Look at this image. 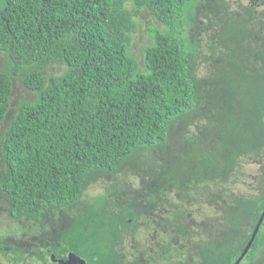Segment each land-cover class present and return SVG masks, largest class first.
<instances>
[{"label": "trees", "instance_id": "16d2710c", "mask_svg": "<svg viewBox=\"0 0 264 264\" xmlns=\"http://www.w3.org/2000/svg\"><path fill=\"white\" fill-rule=\"evenodd\" d=\"M200 2L205 0H0V53L8 58L0 71V125L8 120L15 78L35 97L19 105L0 140V191L12 218L41 224L52 211L76 205L97 178L118 173L147 149L169 145L177 120L204 101L195 73L201 42L188 33L190 25H199ZM144 9L165 30H149L153 44L144 48L141 72L129 47L137 31L135 17ZM248 35L255 34L242 38L239 32L230 40L237 43ZM231 50L254 62L247 65L248 98L239 104L246 114L235 110L233 118L226 114L229 121L221 119L219 140L208 138L218 148L209 154L183 141L178 150L181 158L185 148L183 164H173L167 186L159 190L161 195L179 189L178 174L185 171L192 181L221 186V224L231 232L224 241L201 246L200 264H235L264 212V168L258 186L225 187L239 158L264 150V47L253 52L248 46L244 55ZM54 63L64 70L48 77ZM208 117L204 122L212 126L216 117ZM192 150L197 152L189 171L185 153ZM133 217L111 216L99 198L46 255L67 259L73 253L87 264H125L118 247ZM177 230L187 233L183 224ZM262 249L264 219L239 264L255 261ZM171 252L172 245L164 244L161 264ZM0 254H11L15 264L26 259L18 246Z\"/></svg>", "mask_w": 264, "mask_h": 264}, {"label": "rangeland", "instance_id": "374dc122", "mask_svg": "<svg viewBox=\"0 0 264 264\" xmlns=\"http://www.w3.org/2000/svg\"><path fill=\"white\" fill-rule=\"evenodd\" d=\"M128 7L134 10L131 5ZM196 17L199 25H190L188 33L192 39L198 38L201 42L195 73L204 101L194 112L177 120L169 145L166 148L147 149L125 162L118 173L97 178L76 205L52 211L41 224L29 218H12L8 201L0 191V251L18 246L26 253L25 261L19 264H37L36 256L58 246L64 231L78 221L99 198L105 199L111 216L134 215L125 225L123 241L118 247L125 264H161L160 250L167 243L172 245V252L165 264H200L199 250L202 245L226 240L225 237L231 231L225 233L221 224L225 216L224 203L219 201L221 186H209L204 181L194 182L188 177L191 174L185 171L178 174V178L183 179L179 189H165L166 195H160L159 190L167 186L165 176L174 167L173 164H183L181 158L185 157V148L180 150L181 158L178 151L183 141L194 142L201 153L209 154L218 148L217 144L215 147L210 146L213 141L208 138L219 140L217 129L221 119L229 121L226 114L233 118L235 110L246 114L243 108L239 109V104L248 98L247 86L250 83L247 65H253L254 62L252 58L244 62L243 57L231 54V48L244 55V49L248 46L253 52L264 47V0H205L199 3ZM135 21L137 31L131 34L129 52L143 72L144 48L153 44L149 30L155 28L164 31L165 26L158 23L146 9L135 17ZM239 32L242 38L250 33L255 35H248L247 39L237 43L231 41L233 34ZM7 61L6 55L0 53V71L6 70ZM63 70L60 64L54 63L47 68L46 74L48 77L60 75ZM34 98L21 79L15 78L8 120L0 125V140L19 105ZM208 115L216 117L212 126L204 122ZM202 142H205V146ZM196 152L192 150V155L185 153L189 171ZM1 168L0 153V175ZM262 168L264 150L260 156L255 153L239 158L234 179L226 181L225 187L245 190L247 185L258 186ZM156 193L159 196L155 198ZM173 217L175 220L171 219ZM180 224L187 230L184 235L178 233ZM12 259L11 254H0V264H15ZM243 264H264V249L259 251L255 261Z\"/></svg>", "mask_w": 264, "mask_h": 264}, {"label": "water", "instance_id": "95a60500", "mask_svg": "<svg viewBox=\"0 0 264 264\" xmlns=\"http://www.w3.org/2000/svg\"><path fill=\"white\" fill-rule=\"evenodd\" d=\"M263 219H264V212H263L262 216L260 217L259 222L257 223V226H256V228H255V230L253 232L251 240L249 241V243L246 246L243 254L240 256V258L236 261L235 264H239L243 260L245 254L247 253V251L249 250V248L251 247V245L253 243V240L255 239V236H256V234H257V232L259 230V227H260ZM59 264H87V263H86L85 260L81 259L77 255H75L73 253H70L69 256H68V259L66 261L60 260Z\"/></svg>", "mask_w": 264, "mask_h": 264}, {"label": "flooded vegetation", "instance_id": "af4514ba", "mask_svg": "<svg viewBox=\"0 0 264 264\" xmlns=\"http://www.w3.org/2000/svg\"><path fill=\"white\" fill-rule=\"evenodd\" d=\"M49 250L50 249L36 256V262L38 264H59L60 260L66 261L68 259V258L67 259L55 258L54 254H52L51 256H47L46 254L47 252H49ZM41 258H44V259H41Z\"/></svg>", "mask_w": 264, "mask_h": 264}, {"label": "clouds", "instance_id": "9594fccd", "mask_svg": "<svg viewBox=\"0 0 264 264\" xmlns=\"http://www.w3.org/2000/svg\"><path fill=\"white\" fill-rule=\"evenodd\" d=\"M69 256V255H68Z\"/></svg>", "mask_w": 264, "mask_h": 264}]
</instances>
